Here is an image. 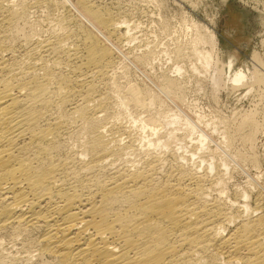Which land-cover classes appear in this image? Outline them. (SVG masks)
Instances as JSON below:
<instances>
[{"label": "bare ground", "instance_id": "bare-ground-1", "mask_svg": "<svg viewBox=\"0 0 264 264\" xmlns=\"http://www.w3.org/2000/svg\"><path fill=\"white\" fill-rule=\"evenodd\" d=\"M92 1L0 0V264L21 259L2 250L3 239L27 264H264V193L230 191L226 160L200 169L172 148L176 134L164 126L183 119L185 131L194 128L161 99H180L179 78L163 74L154 91L118 82L129 22ZM189 27L190 52L182 41L173 56L214 65L212 48H198L213 46L214 32L192 19ZM151 49L134 53L136 63L152 65ZM252 60L249 75L228 61L232 83L264 84L260 58ZM245 126L246 150L229 157L256 167L252 114L237 129Z\"/></svg>", "mask_w": 264, "mask_h": 264}, {"label": "rangeland", "instance_id": "rangeland-1", "mask_svg": "<svg viewBox=\"0 0 264 264\" xmlns=\"http://www.w3.org/2000/svg\"><path fill=\"white\" fill-rule=\"evenodd\" d=\"M92 2H95V5L107 7L116 12L120 11L119 18L123 19L125 17L124 19L129 22V24H126L129 25L130 39L128 41L123 40L117 44L121 51V53L119 51L121 55L117 53L119 55L118 62L121 63L118 66V69L120 68L119 71L117 70L120 72L118 73L119 75L117 74L118 82L120 81L121 84L123 82L124 85L126 81L130 80L133 83L137 82L136 84H140L139 86L143 88L149 87V89L154 91L163 74L168 73L179 78L182 85L180 88V99L170 102L163 95H161V99H164V102H166L165 106L169 107V114L170 111L177 109V112H181L188 121L190 120L194 124V128L191 134L185 131V121L183 119L176 123V125L178 124L177 126L175 124H173L174 126H164L161 131L174 130L176 134L172 148H177L179 153H183L187 157L186 161H188V164L194 163V161L195 163L198 162L197 164L202 167L200 169L205 168L203 166H206L210 159L216 166L220 167L219 169H223L224 166L220 162L226 160L227 164L229 163V167L227 166L228 172L224 168L222 173L228 181V187L231 190L228 189L230 191L234 192L236 189L239 191L244 189L248 192L250 191L249 193H253L251 195L252 200L254 199L255 191L259 190L264 193V84L254 85L253 87H249L247 82L234 84L229 79L231 72H229L227 67L228 61H233L234 59L233 69H246L245 71L248 73L255 64L252 60L254 53L260 58V65L264 67V0H93ZM191 19L201 27L209 28L214 32V45L201 43L198 44V48L200 50L212 48V63L215 66L212 64V66L204 68L201 60H197L190 53L188 54L191 49L189 41L192 38L191 36H193L192 32H194V29L189 27L191 26ZM183 22L186 24L185 26ZM164 23L168 25V28L164 26ZM186 26L190 28L191 32ZM164 27L165 29L163 30ZM180 29L182 30L179 31ZM180 40L181 43H179ZM182 41H187V43ZM182 43L183 45H181ZM175 45H181L183 51L188 49V52H184L187 57L184 55V57L177 60L172 52ZM150 49L151 51L154 49V52H156V58L152 65L136 63L134 57L138 54L140 55L141 52L150 51ZM169 50L172 51L170 52ZM176 64L181 65V74L173 72ZM193 64L195 67L197 66V68L193 67L194 70L197 69L195 72L192 69ZM215 68L217 70L221 69L218 70L220 73L217 72V76L220 74L219 77L221 79L215 75ZM121 71H123V74ZM213 75L217 79L215 78L214 80ZM226 75L229 76L227 77ZM138 113H142V116L147 115L146 112H144L146 115H143V112ZM248 114H252L258 122V128L254 131L252 146L259 160L257 165L259 169L247 161L237 160V162H234L229 157L232 153L246 150L241 136L250 132V128L245 126L237 129V127L243 117ZM124 117L128 121L130 120L127 114ZM124 117L123 119L126 120ZM181 128L184 129L182 130ZM228 132L232 135L233 140L229 147H225V138ZM200 133L207 137L202 144L199 142ZM182 138L183 140H181ZM222 147L225 148L223 149ZM220 151H222V155ZM190 157H192V160ZM6 240H2V250L20 256V264H27L24 254L17 249L18 246H14V249L11 246L12 244ZM16 249L17 252H14Z\"/></svg>", "mask_w": 264, "mask_h": 264}]
</instances>
